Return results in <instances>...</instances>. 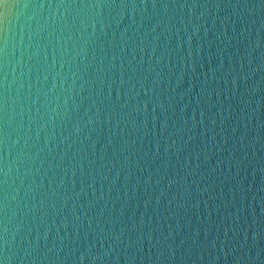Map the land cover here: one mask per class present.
<instances>
[{
  "label": "clouds",
  "instance_id": "obj_1",
  "mask_svg": "<svg viewBox=\"0 0 264 264\" xmlns=\"http://www.w3.org/2000/svg\"><path fill=\"white\" fill-rule=\"evenodd\" d=\"M0 264H264V0H0Z\"/></svg>",
  "mask_w": 264,
  "mask_h": 264
}]
</instances>
